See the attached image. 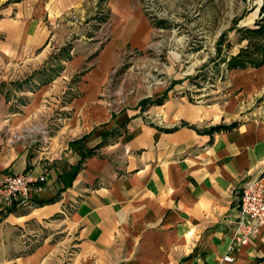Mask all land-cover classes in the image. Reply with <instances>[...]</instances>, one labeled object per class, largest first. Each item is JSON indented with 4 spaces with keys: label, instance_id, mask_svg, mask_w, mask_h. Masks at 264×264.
Instances as JSON below:
<instances>
[{
    "label": "crops",
    "instance_id": "obj_1",
    "mask_svg": "<svg viewBox=\"0 0 264 264\" xmlns=\"http://www.w3.org/2000/svg\"><path fill=\"white\" fill-rule=\"evenodd\" d=\"M85 1L18 0L3 10L0 180L28 172L35 183L28 203L0 208V228L35 224L42 231L57 226L58 215L67 216L77 241L65 264H264L263 235L232 251L234 261H222L239 225L240 191L264 176V122L184 97L145 110L139 102L116 117L104 105V86L124 47L145 49L152 40L137 0L109 1L113 36L96 64L80 72L89 54L78 53L63 61L67 72L50 97L38 91L32 103L13 104L11 95L17 94L16 102L20 97L14 87L23 86L19 77L29 73L40 85L33 71L55 66L52 48L37 51L50 24L84 13ZM74 76L76 93L66 92ZM70 93L71 103H61ZM68 113L70 120L59 127L47 118ZM40 230L25 241L33 249L6 263L45 264L51 240Z\"/></svg>",
    "mask_w": 264,
    "mask_h": 264
},
{
    "label": "rangeland",
    "instance_id": "obj_2",
    "mask_svg": "<svg viewBox=\"0 0 264 264\" xmlns=\"http://www.w3.org/2000/svg\"><path fill=\"white\" fill-rule=\"evenodd\" d=\"M15 1L18 0H0V19L5 7ZM109 1L87 0L84 13L74 11L60 17L54 25L50 24L46 44L37 51L41 52L46 46L52 48L55 66L48 63L45 68L39 66L33 71L40 75L38 80L43 86L31 83L32 75L24 72L26 74L19 77L22 79H18L23 86L14 87L20 96L17 102L14 98L17 94L13 97L10 93L13 104L32 103L30 98L38 91H45L50 97L49 92L55 90V85L67 72L63 61L67 63L78 53L89 54L88 64H83L78 69L80 72L96 64L100 47L113 36ZM137 1L151 22L152 40L145 49L125 46L118 66L111 71L102 96L113 117L139 102L141 105L143 99L165 96V100L184 97L192 104L213 107L229 115L241 111L243 116L264 122V65L232 68L233 58L237 55L247 57L249 52H254L253 58L262 59L264 48H259L264 47V35L256 30L264 25V0ZM49 66L53 70H48ZM77 78L67 80L66 92L75 90ZM72 95L60 99L61 103L66 100L71 103ZM60 101L53 99L50 103L59 107ZM58 117L54 114L47 118L53 120L51 125L59 127L68 122L71 115L63 114L59 120ZM28 131L31 132V128ZM56 218L60 221L57 226L51 225L42 231L35 224H31V229L13 225L1 227L0 264H15L14 261L6 262L28 253L32 246L27 247L26 242L33 239L38 229L40 237L51 240L45 264H65L67 253L76 249L77 239L70 235L72 230L67 216Z\"/></svg>",
    "mask_w": 264,
    "mask_h": 264
},
{
    "label": "built area",
    "instance_id": "obj_3",
    "mask_svg": "<svg viewBox=\"0 0 264 264\" xmlns=\"http://www.w3.org/2000/svg\"><path fill=\"white\" fill-rule=\"evenodd\" d=\"M32 174H6L0 180V208L6 210L16 203L29 202V193L34 184ZM240 221L236 236L223 262L234 261L232 251L259 236H264V176L246 181L239 194Z\"/></svg>",
    "mask_w": 264,
    "mask_h": 264
},
{
    "label": "trees",
    "instance_id": "obj_4",
    "mask_svg": "<svg viewBox=\"0 0 264 264\" xmlns=\"http://www.w3.org/2000/svg\"><path fill=\"white\" fill-rule=\"evenodd\" d=\"M260 30H256L258 31L259 33L263 34L264 35V25L260 26L259 28ZM253 31V30H252ZM255 31V30H254ZM264 47H260L259 49H263ZM254 52L248 54L247 57L243 56L242 55H237L236 57H234L233 59V62H232V68H246V67H249V66H256V67H260V66H263L264 65V53L262 54V59H257V58H253ZM165 102V96L163 98L159 97L158 99H153V98H147V99H143L141 101V106H142V109L145 110V109H148L151 104H158V105H161Z\"/></svg>",
    "mask_w": 264,
    "mask_h": 264
}]
</instances>
